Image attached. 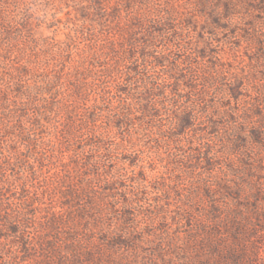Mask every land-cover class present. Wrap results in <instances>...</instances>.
Returning <instances> with one entry per match:
<instances>
[{
    "label": "rangeland",
    "instance_id": "1",
    "mask_svg": "<svg viewBox=\"0 0 264 264\" xmlns=\"http://www.w3.org/2000/svg\"><path fill=\"white\" fill-rule=\"evenodd\" d=\"M0 264H264V0H0Z\"/></svg>",
    "mask_w": 264,
    "mask_h": 264
}]
</instances>
